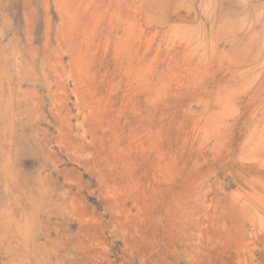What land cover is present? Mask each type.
Here are the masks:
<instances>
[{
    "label": "rangeland",
    "instance_id": "1",
    "mask_svg": "<svg viewBox=\"0 0 264 264\" xmlns=\"http://www.w3.org/2000/svg\"><path fill=\"white\" fill-rule=\"evenodd\" d=\"M0 264H264V0H0Z\"/></svg>",
    "mask_w": 264,
    "mask_h": 264
},
{
    "label": "bare ground",
    "instance_id": "2",
    "mask_svg": "<svg viewBox=\"0 0 264 264\" xmlns=\"http://www.w3.org/2000/svg\"><path fill=\"white\" fill-rule=\"evenodd\" d=\"M3 54V53H2Z\"/></svg>",
    "mask_w": 264,
    "mask_h": 264
}]
</instances>
